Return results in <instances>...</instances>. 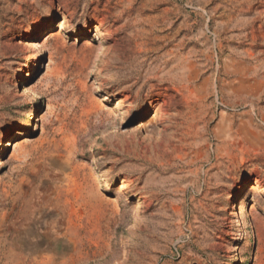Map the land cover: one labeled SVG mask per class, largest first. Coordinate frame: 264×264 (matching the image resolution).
I'll return each instance as SVG.
<instances>
[{
	"label": "rangeland",
	"instance_id": "rangeland-1",
	"mask_svg": "<svg viewBox=\"0 0 264 264\" xmlns=\"http://www.w3.org/2000/svg\"><path fill=\"white\" fill-rule=\"evenodd\" d=\"M258 223L264 0H0V264H262Z\"/></svg>",
	"mask_w": 264,
	"mask_h": 264
},
{
	"label": "bare ground",
	"instance_id": "bare-ground-1",
	"mask_svg": "<svg viewBox=\"0 0 264 264\" xmlns=\"http://www.w3.org/2000/svg\"><path fill=\"white\" fill-rule=\"evenodd\" d=\"M86 34V33H84ZM102 38H105V36L101 35L100 32H96V34L94 35L93 39H97V40H100ZM100 46H102L101 44L100 45H92V46H89L87 47V54L84 56V59L82 61V64L84 65V67L88 70L94 63V58L97 56V52L100 48ZM83 55V54H82ZM99 57V56H98ZM97 57V58H98ZM97 60V59H95ZM95 63H97V61H95ZM97 66V65H96ZM56 67V66H55ZM55 71V74L56 75H60L61 73H63V70L62 68H60L59 66H57V68L54 70ZM82 76V75H81ZM197 77V71L195 69H192L191 71V76L190 78L192 79H196ZM82 79V78H81ZM80 79V80H81ZM88 73H86V76L80 81V86L82 88V90L84 92L87 93L88 95V99H89V103L88 105H86V116H88L87 118H89V120L91 118H97L98 116L99 117H104V107L99 104L97 102V100L94 98V94H93V86L89 85L88 83ZM191 79V80H192ZM187 89L194 95L197 96V98H199L200 100H202L204 98V96L206 95V83L205 81H202V82H199V83H196L195 81L194 82H190L186 85ZM233 88V87H231ZM234 93V92H233ZM243 94V93H242ZM247 96V95H246ZM87 99V100H88ZM199 100V101H200ZM166 110V109H165ZM128 113H124V115H127ZM105 119V118H104ZM163 119V118H162ZM87 122V121H86ZM159 122V121H158ZM88 123V122H87ZM83 124V123H82ZM85 125V124H84ZM83 125V126H84ZM161 125V124H160ZM149 128V127H148ZM168 128V127H167ZM251 128V126H250ZM85 129V128H84ZM160 130V129H159ZM148 131V130H147ZM28 133V129H26L24 131V134H27ZM189 134V133H188ZM166 136V135H165ZM164 137V136H163ZM159 138V137H158ZM162 138V136H161ZM157 139V138H156ZM163 139V138H162ZM173 139V138H172ZM75 140V139H74ZM175 141V140H174ZM174 141H169L168 144L166 145L165 147V153L167 154H172L174 155L176 158L178 157H181L185 152L183 150L182 147H180L179 145H175L173 144ZM180 141V140H179ZM161 143V141H159ZM176 142V141H175ZM74 143V142H73ZM164 143V142H163ZM181 143V142H180ZM76 145V142L74 143V146ZM159 146V145H158ZM17 147L18 145H15V150H14V153L17 151ZM162 147V146H161ZM164 147V146H163ZM260 190V189H259ZM76 191L81 195L82 193H84L82 190L80 189H77L76 188ZM261 191V190H260ZM88 192H93V190L90 188ZM79 195V196H80ZM90 196V195H89ZM91 200V199H90ZM98 201V200H97ZM99 202V201H98ZM97 202V204H98ZM92 205V204H91ZM99 212V211H98ZM257 231H258V234H259V237L264 240V227H263V224L262 223H258L257 224Z\"/></svg>",
	"mask_w": 264,
	"mask_h": 264
},
{
	"label": "water",
	"instance_id": "water-1",
	"mask_svg": "<svg viewBox=\"0 0 264 264\" xmlns=\"http://www.w3.org/2000/svg\"><path fill=\"white\" fill-rule=\"evenodd\" d=\"M263 227H264V223H263ZM262 264H264V259H263V261H262Z\"/></svg>",
	"mask_w": 264,
	"mask_h": 264
}]
</instances>
